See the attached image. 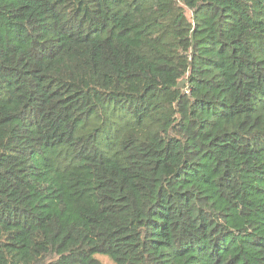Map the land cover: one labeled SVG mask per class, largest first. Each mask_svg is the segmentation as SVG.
<instances>
[{"label":"trees","instance_id":"trees-1","mask_svg":"<svg viewBox=\"0 0 264 264\" xmlns=\"http://www.w3.org/2000/svg\"><path fill=\"white\" fill-rule=\"evenodd\" d=\"M264 264V0H0V264Z\"/></svg>","mask_w":264,"mask_h":264},{"label":"rangeland","instance_id":"rangeland-1","mask_svg":"<svg viewBox=\"0 0 264 264\" xmlns=\"http://www.w3.org/2000/svg\"><path fill=\"white\" fill-rule=\"evenodd\" d=\"M103 262H104L105 264H110L109 261H107L106 259L103 260Z\"/></svg>","mask_w":264,"mask_h":264}]
</instances>
